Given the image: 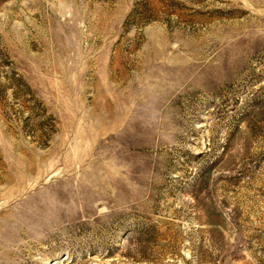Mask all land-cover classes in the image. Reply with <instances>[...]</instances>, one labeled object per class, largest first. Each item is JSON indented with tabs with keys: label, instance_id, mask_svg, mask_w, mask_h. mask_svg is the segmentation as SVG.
<instances>
[{
	"label": "rangeland",
	"instance_id": "rangeland-1",
	"mask_svg": "<svg viewBox=\"0 0 264 264\" xmlns=\"http://www.w3.org/2000/svg\"><path fill=\"white\" fill-rule=\"evenodd\" d=\"M0 264H264V0H0Z\"/></svg>",
	"mask_w": 264,
	"mask_h": 264
}]
</instances>
